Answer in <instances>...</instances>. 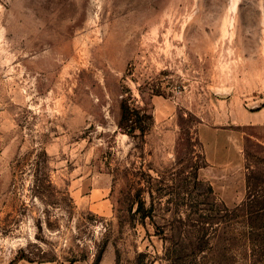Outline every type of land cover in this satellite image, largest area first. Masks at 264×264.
<instances>
[{
  "label": "rangeland",
  "instance_id": "obj_1",
  "mask_svg": "<svg viewBox=\"0 0 264 264\" xmlns=\"http://www.w3.org/2000/svg\"><path fill=\"white\" fill-rule=\"evenodd\" d=\"M204 124L239 174L209 173ZM16 263L264 264V0H0Z\"/></svg>",
  "mask_w": 264,
  "mask_h": 264
},
{
  "label": "crops",
  "instance_id": "obj_2",
  "mask_svg": "<svg viewBox=\"0 0 264 264\" xmlns=\"http://www.w3.org/2000/svg\"><path fill=\"white\" fill-rule=\"evenodd\" d=\"M260 107L250 110L254 111ZM221 134L216 128H212L206 124L202 125L200 129V138L204 145V158L208 165L209 173H213L214 178L228 180L230 175L233 176V174H239L241 172L242 158L239 151L240 145L235 143L233 134L229 135L228 140L225 141L220 140L219 137ZM224 189L226 190V188ZM235 190L232 189L230 191L231 196H240L242 194V190Z\"/></svg>",
  "mask_w": 264,
  "mask_h": 264
},
{
  "label": "trees",
  "instance_id": "obj_3",
  "mask_svg": "<svg viewBox=\"0 0 264 264\" xmlns=\"http://www.w3.org/2000/svg\"><path fill=\"white\" fill-rule=\"evenodd\" d=\"M133 115H134L133 110H131L129 105L125 101L122 102L120 124L127 122L128 120L133 121ZM126 126L127 128H125V130H127L128 133L133 132L135 129V126H133L131 123L127 124ZM128 127L130 128L128 129Z\"/></svg>",
  "mask_w": 264,
  "mask_h": 264
},
{
  "label": "water",
  "instance_id": "obj_4",
  "mask_svg": "<svg viewBox=\"0 0 264 264\" xmlns=\"http://www.w3.org/2000/svg\"><path fill=\"white\" fill-rule=\"evenodd\" d=\"M251 109H256V108H254V107H251Z\"/></svg>",
  "mask_w": 264,
  "mask_h": 264
}]
</instances>
